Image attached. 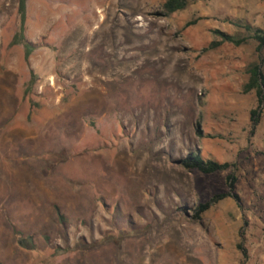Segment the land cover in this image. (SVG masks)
Here are the masks:
<instances>
[{
	"label": "rangeland",
	"instance_id": "1",
	"mask_svg": "<svg viewBox=\"0 0 264 264\" xmlns=\"http://www.w3.org/2000/svg\"><path fill=\"white\" fill-rule=\"evenodd\" d=\"M165 1L0 0V264H264V0Z\"/></svg>",
	"mask_w": 264,
	"mask_h": 264
},
{
	"label": "trees",
	"instance_id": "2",
	"mask_svg": "<svg viewBox=\"0 0 264 264\" xmlns=\"http://www.w3.org/2000/svg\"><path fill=\"white\" fill-rule=\"evenodd\" d=\"M188 5V0H166L163 3V8L166 11L167 15L175 13L177 11L183 10ZM18 15L20 19L19 31L15 34L13 39V44L21 43L24 45L26 49V58L29 57L31 52L34 49V46L31 42H28L25 38V24L27 20V2L26 0H19L18 5ZM234 25L238 28L244 29L247 32V35H236L229 33H222L220 31H216V33L220 36L221 40L218 42H213L211 47H217L223 43H231L236 46L243 45L247 43L249 39H253L257 43V52H260L264 47V30L261 28L253 27L248 23L237 21ZM249 81L245 86V91H250L252 89H256L257 94L260 96L262 94V87L264 85V74L261 71V65L259 63L253 64L249 69ZM255 113V112H253ZM183 166L188 169H198L204 174L215 173L220 170H224L227 167V164H221L213 160H204L198 154H191L185 159H183ZM214 198L212 200L215 201ZM211 203L203 204L200 208V211H205L209 208ZM61 221L64 223V217L60 215ZM19 245L22 247L33 249L32 246L26 242L25 239H18Z\"/></svg>",
	"mask_w": 264,
	"mask_h": 264
}]
</instances>
